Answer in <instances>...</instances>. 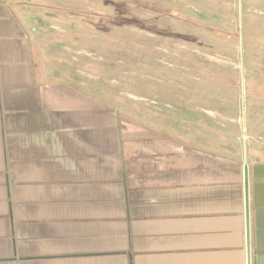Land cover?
Segmentation results:
<instances>
[{"label":"crops","instance_id":"0c3cea01","mask_svg":"<svg viewBox=\"0 0 264 264\" xmlns=\"http://www.w3.org/2000/svg\"><path fill=\"white\" fill-rule=\"evenodd\" d=\"M0 0V264H264V150L164 135L36 66Z\"/></svg>","mask_w":264,"mask_h":264},{"label":"rangeland","instance_id":"374dc122","mask_svg":"<svg viewBox=\"0 0 264 264\" xmlns=\"http://www.w3.org/2000/svg\"><path fill=\"white\" fill-rule=\"evenodd\" d=\"M1 1L52 78L185 143L264 150V0Z\"/></svg>","mask_w":264,"mask_h":264},{"label":"water","instance_id":"95a60500","mask_svg":"<svg viewBox=\"0 0 264 264\" xmlns=\"http://www.w3.org/2000/svg\"><path fill=\"white\" fill-rule=\"evenodd\" d=\"M243 92H245L244 86H243ZM244 193H245V214H246L247 264H251V249H250V182H249V165H248L247 161L244 164Z\"/></svg>","mask_w":264,"mask_h":264},{"label":"trees","instance_id":"16d2710c","mask_svg":"<svg viewBox=\"0 0 264 264\" xmlns=\"http://www.w3.org/2000/svg\"><path fill=\"white\" fill-rule=\"evenodd\" d=\"M130 21V19H128ZM122 21H126V19L124 18Z\"/></svg>","mask_w":264,"mask_h":264}]
</instances>
